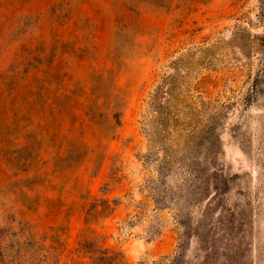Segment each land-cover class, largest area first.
Returning <instances> with one entry per match:
<instances>
[{
    "label": "rangeland",
    "instance_id": "rangeland-1",
    "mask_svg": "<svg viewBox=\"0 0 264 264\" xmlns=\"http://www.w3.org/2000/svg\"><path fill=\"white\" fill-rule=\"evenodd\" d=\"M0 264H264V0H0Z\"/></svg>",
    "mask_w": 264,
    "mask_h": 264
}]
</instances>
